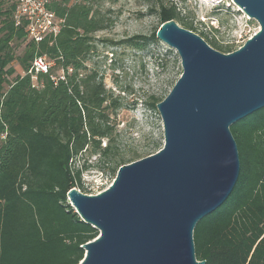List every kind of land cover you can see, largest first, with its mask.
<instances>
[{"label": "trees", "instance_id": "trees-1", "mask_svg": "<svg viewBox=\"0 0 264 264\" xmlns=\"http://www.w3.org/2000/svg\"><path fill=\"white\" fill-rule=\"evenodd\" d=\"M48 1V8L64 19L63 27L55 39L36 44L26 39L24 24L14 25V0H0V264H79L82 246L99 234L71 208L67 193L74 188L82 192L81 175L103 171L113 155L105 110L117 105L96 72L78 79L94 49L92 36L106 25L87 0ZM147 1L158 27L174 20L194 32L174 3ZM158 27L148 37L134 36L121 44L145 50L158 42ZM210 32L214 36L217 30ZM199 36L221 53L232 51L214 37ZM37 56L46 57L51 68L33 81L28 70ZM14 61L22 75L11 66ZM57 70L65 79L55 83ZM149 104L155 107V102ZM230 131L239 176L224 203L196 224L195 257L205 264H264V107L232 124ZM102 139L108 142L104 147ZM133 161H116L112 175Z\"/></svg>", "mask_w": 264, "mask_h": 264}, {"label": "water", "instance_id": "water-1", "mask_svg": "<svg viewBox=\"0 0 264 264\" xmlns=\"http://www.w3.org/2000/svg\"><path fill=\"white\" fill-rule=\"evenodd\" d=\"M258 31L221 53L174 20L156 39L174 49L181 75L156 105L163 147L120 166L97 195L76 189L67 201L96 229L79 264H205L193 231L219 208L240 172L230 126L264 107V0H232Z\"/></svg>", "mask_w": 264, "mask_h": 264}, {"label": "rangeland", "instance_id": "rangeland-1", "mask_svg": "<svg viewBox=\"0 0 264 264\" xmlns=\"http://www.w3.org/2000/svg\"><path fill=\"white\" fill-rule=\"evenodd\" d=\"M167 1L176 5L185 23H192L194 33L207 36L208 41L214 37L220 45L229 46L232 51L241 47L259 29L258 24L247 19L232 0ZM86 3L92 13L104 17L106 26L92 36L94 49L87 55L88 62L79 73L86 76L96 72L97 81L117 105L116 109L110 105L105 110L112 129L113 155L110 154L109 166L103 170L104 177L97 179L93 170L84 175L86 180H100L98 190L103 191L114 180L116 173L112 175L110 168L116 166V161L139 160L163 147L162 122L156 101L166 97L182 70L176 51L159 40L145 50L121 44L134 36L148 37L158 27V17L149 13V1L87 0ZM213 29L217 30L213 32L214 36L210 32ZM22 49L23 46L16 53L19 55ZM11 66L22 75L16 61ZM57 72L60 74L59 70ZM153 102L155 107L149 104ZM104 105L108 106L107 103ZM107 143L106 139L101 140L102 147ZM94 160L95 157L90 158V161ZM76 162L74 160L73 164Z\"/></svg>", "mask_w": 264, "mask_h": 264}, {"label": "built area", "instance_id": "built-area-1", "mask_svg": "<svg viewBox=\"0 0 264 264\" xmlns=\"http://www.w3.org/2000/svg\"><path fill=\"white\" fill-rule=\"evenodd\" d=\"M14 2L16 3V8L13 13L14 25L20 26L24 24L25 35L28 41L38 44L46 37L55 39L59 35L61 28L63 27L64 19L58 18L56 14L48 8V0H14ZM245 17L248 19L246 15ZM50 68L51 65L47 62L46 57L37 56L33 59L28 74H30L31 79L35 81L37 74H48ZM67 71L71 72L72 69L68 68ZM64 79V72L60 71V74H58L57 77L52 78V81L56 83L58 81H63ZM90 172L91 171L85 172L81 175L82 192L78 189L76 190L86 195H97L101 193L102 190H98L100 189L101 183L100 180L97 182L96 180L99 177L102 179L105 173L104 171L93 170L97 179L90 181L84 178V175ZM95 190L98 191L92 193V191ZM87 192H89V194Z\"/></svg>", "mask_w": 264, "mask_h": 264}, {"label": "flooded vegetation", "instance_id": "flooded-vegetation-1", "mask_svg": "<svg viewBox=\"0 0 264 264\" xmlns=\"http://www.w3.org/2000/svg\"><path fill=\"white\" fill-rule=\"evenodd\" d=\"M86 63H84V65H85ZM81 70H83V68L82 69H80V70H78V73L81 71ZM79 76H84V75H82L81 73H79Z\"/></svg>", "mask_w": 264, "mask_h": 264}, {"label": "bare ground", "instance_id": "bare-ground-1", "mask_svg": "<svg viewBox=\"0 0 264 264\" xmlns=\"http://www.w3.org/2000/svg\"><path fill=\"white\" fill-rule=\"evenodd\" d=\"M210 1V0H209ZM213 1H216V0H213ZM240 10V9H239Z\"/></svg>", "mask_w": 264, "mask_h": 264}]
</instances>
